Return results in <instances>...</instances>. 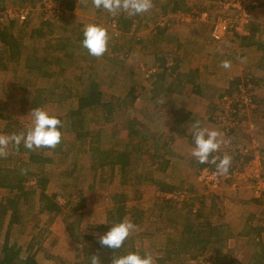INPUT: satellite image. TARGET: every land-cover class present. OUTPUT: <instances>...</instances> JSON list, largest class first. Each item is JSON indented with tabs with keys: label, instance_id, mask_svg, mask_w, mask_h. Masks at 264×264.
Returning a JSON list of instances; mask_svg holds the SVG:
<instances>
[{
	"label": "rangeland",
	"instance_id": "obj_1",
	"mask_svg": "<svg viewBox=\"0 0 264 264\" xmlns=\"http://www.w3.org/2000/svg\"><path fill=\"white\" fill-rule=\"evenodd\" d=\"M51 1L56 6H44L41 0H7L6 4L11 2L12 5H8L7 8L16 9L18 13L27 12L24 20L31 16L30 25L32 26H37L43 20H51V25L45 29L50 32L48 33L50 37L48 35L47 37L52 38V40L59 36L66 37L72 28L77 32L89 23L101 22L104 27H107L105 20L109 17L133 16L123 11L112 16L102 8H95L92 0H86L84 4L79 2L73 16H71L63 8L64 6L60 5V0ZM152 2L151 10L143 13V18L138 20L139 22H135L137 26L135 23L133 24L132 29L135 28V31H122V34L114 39L108 32L110 36L108 51L99 58L89 55L84 47L69 48V56L63 55V52H53L46 47L45 38L47 37L44 39H26L24 41L25 46L35 48L37 56L41 57L45 53L47 55L51 53L49 60L52 63L44 68L54 72V74L47 78L41 77L37 73H33L31 76L24 74L17 65L7 62L3 68L0 64V110L15 118L16 126H21L22 131H25L27 126L31 124L32 108L41 107L47 111L58 113L65 119L68 111L76 106L77 96L75 92L84 94L93 76L103 92L104 100L112 101L116 110L108 121L91 113L88 116V118H92L89 127L92 132L98 131L100 133V145L102 147H121L123 144H127L125 138L119 137L126 135V113L133 109V114V111L135 112V109L139 107L134 103L131 104L132 102L141 103L140 96L132 100L128 93L130 86L134 84L138 86L136 88L140 87L142 94L143 88L146 85H151L141 66L153 67L156 62L161 64L164 58L169 60L174 58L176 54L185 52L193 60L190 62L197 65L201 63L199 65L201 71L209 73L207 76L209 83H204L202 88L207 94L205 99H202L205 103L202 111L206 112L207 121L200 126L216 129L222 133L221 138L223 140L230 138L231 141L233 134L228 136L222 126L210 119V114L213 111L211 109L216 107L219 100L218 93L227 90L236 78L239 81L243 78H249L253 84L252 94H255V91L260 94L264 92V71H261L264 70V67L259 64L256 55L258 49L261 50L260 45H262V42L259 43L258 40H264V0H259V6L251 10V14H253L251 16L252 23L255 25L257 23L260 26L259 30L262 31L260 35H254L253 40L244 41L243 38H240V34L234 35L227 32L220 41L211 40L212 42H209L207 39L209 25H197L195 26L197 29L192 31L187 28V23L177 22L172 30H164L170 32L169 34L172 33L173 37L180 34L178 37L181 36L183 41L185 40L183 46H187V50H184V47L183 51H180L176 48L177 44L172 36H164V38L158 37L159 43L151 44L157 51L156 53L150 47L151 45L148 48H143V43L144 40L150 38L149 36H152L149 34L150 30L157 29L155 23L162 17L163 8L167 6L168 0H152ZM188 2L191 5L203 4V0H188ZM205 2V4H209L208 1ZM57 7L61 9L60 14H54ZM168 12L172 13L173 10H168ZM171 13L167 15H171ZM254 15L260 16L258 22H256ZM14 20L17 22L24 21H20L18 18ZM203 23H211L212 27L213 17ZM247 32L249 33V31ZM193 34L198 35L197 39ZM115 47L121 50L114 51ZM54 56L60 57L59 62L57 59L54 60ZM241 58H243V62H241ZM224 60L231 62V68L221 67V62ZM180 67L184 68L182 65ZM154 79L155 77H152L149 80ZM70 92L72 93L68 96ZM33 95L35 98H38L36 95H39L40 98H48L50 104L47 105V101L43 102L41 99L32 100L31 96ZM59 98L63 100L60 101ZM36 101L39 103L38 106L34 105ZM255 106V103L248 105L239 112V122L237 126H234L233 131L236 136L230 144L231 147L224 148L221 144L223 151L227 154L231 148L236 153H240L236 155L239 156L238 158L234 157V154L230 155V167L233 169L236 166L240 167L247 156L258 155L260 158L262 157L263 162L264 109L260 105L257 109L252 110ZM152 110L162 111V113L160 117L157 114L153 115L154 118L150 120V132L153 129L162 130L163 127L168 130V127L172 125V123L169 124V121L172 122L171 119H173L172 115L174 114L167 112L164 107L152 106ZM5 124L6 120L0 117V134H7L4 132ZM118 129L120 130L119 133H117ZM63 137V150L58 151V153L51 151L46 153L52 156V163L45 165L27 164L25 167L34 172L35 177L28 181L33 186L36 184V176L41 172L45 173L49 178L46 191L57 193L58 201L64 209L58 214L40 212L38 209L40 188L36 187L37 194L34 207L26 214L21 226L15 225L13 227V231L17 227H20L22 231L19 237L21 255L24 256L28 250V244L33 241L35 245L32 251L36 252L39 260L46 264L80 263L81 258L77 255H81L82 243L70 235L68 224L74 225L81 240L87 235H94L95 237L101 235L103 231H98L95 226H101L106 223L101 221L108 220L109 210L112 208L109 193L116 190L117 183L122 179L118 167L113 171L110 167L98 170L89 168V138L78 141L66 130ZM159 142L158 139L155 141L153 138L149 142L152 145L145 147L144 156H142L144 160L140 164L131 166L125 186L128 207L130 209L137 207L133 211L130 210L126 216L136 225V231L129 237H132L137 250H142L144 253H150L153 256L155 264H160V259L166 255L168 239L178 238L184 219L177 217L175 210L168 207L167 202H164V200H168L167 198L160 197L161 194L157 185L143 182L146 186L139 188L133 182L135 174L142 173L143 170H145L143 173L147 175L153 171L152 173L160 174L163 178L171 175L172 172L175 173L177 171L176 166H181L178 164L180 159L177 156L179 155L170 154V151L176 149L175 146L162 148L157 145ZM190 143L193 145V139ZM22 147L23 151H26L24 146ZM12 148V145H9L8 153L10 155L0 158V167L3 163L12 166L18 161L20 163L16 165L22 167V158L26 157V154L22 151L23 157L19 155V159H16V155L11 156ZM167 166L168 171L165 172L164 169ZM252 169L255 170V168ZM197 170V166L192 164L186 168L187 173L192 172L195 177V185L194 183L190 185L192 184L190 181L186 182V185H190L192 188V193L189 192L193 197L189 198L195 199L192 201L194 208H198V201L204 203L205 207L202 208L204 218H208L212 224L219 226L221 236L224 235V239L220 243L213 242L214 244H210L204 250L194 248L188 253L172 256L164 261V264H227L231 262V259L239 263H246L255 251L260 250L259 235L264 240V196L254 192L257 183L264 182V164L261 163V168L257 172L258 175L255 174L252 178H248L249 168L246 169V172L243 171V168L239 174L223 178L218 188L210 190L202 188L197 183ZM93 182L94 189L90 186ZM6 196L7 191L0 187V206L7 203ZM255 198L261 199L256 201ZM69 199L72 201L71 205L68 204ZM80 201H85V208L73 211V207ZM186 201L188 198L180 202ZM177 202L179 201L177 200ZM180 206V204L177 205L178 208ZM161 210L166 212L162 216ZM184 211L185 209H182V212ZM132 212L134 213L132 214ZM8 219L9 213L5 223ZM170 247L173 249L174 245L171 244Z\"/></svg>",
	"mask_w": 264,
	"mask_h": 264
},
{
	"label": "trees",
	"instance_id": "obj_2",
	"mask_svg": "<svg viewBox=\"0 0 264 264\" xmlns=\"http://www.w3.org/2000/svg\"><path fill=\"white\" fill-rule=\"evenodd\" d=\"M6 1L7 0H0V11H3L5 8L8 7V5H12L11 2L10 4H6ZM79 2L84 4L85 0H60V5L64 6L63 8L66 9L67 13L73 16V12L77 8V4ZM166 5L171 10H177L180 9L182 6H185L183 0H168ZM163 10V14H165L167 8L165 7L163 8ZM30 17L31 16L27 17V19L23 22L10 20L5 23L2 27H0V64L1 67L5 68L6 63L9 62L12 65H17L19 70H22L24 74L32 76L33 73H37L41 77L47 78L54 74V72L45 69L46 66L48 67V65L50 66V64L52 63V61L49 60V56L51 59V53L48 55L45 53L43 56L39 57L37 56V51L35 50V48H31L28 46L26 47L24 41L26 39H44L45 37H47V35L49 36L48 33L50 32L46 31L45 28L51 25V20H43L39 22L37 26H32L30 25ZM142 18L143 14L121 18L109 17L105 20V23L107 24V27L105 28L111 34V37L114 39L116 37H119L122 34V31H135V28L132 29L133 24L136 21L139 22ZM113 21H115L116 27L120 32L118 36L114 35L112 29H110L111 22ZM252 22L253 21H250L249 24L246 26L249 29V33L245 35H239L240 38H243L244 41L253 40L255 32L259 30L257 25L253 24ZM94 23L104 27L101 22ZM83 29L84 28H81L79 31L75 32L76 30L72 28L69 30V33L66 37L59 36L55 40H52V38H49V36L45 38L47 43L46 47L51 49L53 52H63V55L69 56V48H83L81 44V41L83 39ZM158 29L159 28H157L156 31L157 34L151 36L149 39L144 40L143 48H148V46H150L151 44H157L160 42L158 37L164 36V32L163 30H161L162 28H160L159 30ZM52 41L54 42L52 43ZM150 47H152V45ZM260 47L264 48V44L260 45ZM152 48L154 50V47ZM116 50L121 49L115 47L114 51ZM156 52L157 51L154 50V53ZM176 58V56L174 58H171L174 61H172L174 63V66L171 70L177 68L175 61ZM55 59H57L59 62L60 57L54 56V60ZM167 60H165L164 58L162 63H165ZM166 72L167 71L163 73ZM152 77H155V75L153 74L151 78ZM190 78V80H192L194 78V75ZM238 83L239 80L238 78H236L234 81L231 82V85L227 90L228 92L226 93L233 94ZM136 87L138 86L132 87L130 89L132 100L137 99L141 94L140 87ZM71 93L72 92L68 93V96L69 94L71 95ZM75 94L77 96L76 106L75 108H71L68 111L65 119L63 116L51 114L57 116L62 121L63 126L60 128L62 132L60 144H58L55 149H25L29 154V163L39 165L50 164L52 163L53 158L52 156L46 153L48 151L58 153V151L64 149L63 135L66 130L70 132L78 141H84L87 138L90 139L88 150V156L90 158V169L98 170L110 167V169L113 171L116 167L119 168L122 179L117 183L118 187L116 188V190L114 192L109 193V199L111 201L112 208L109 210L108 220L105 224H102L101 226H95L98 231H103L101 234L103 235L111 228L112 224L121 222L126 218L130 210L133 211L137 208L132 207L130 209L127 205V192L125 186L127 183L126 181L128 180L126 177L127 175H129L130 172L129 169L132 168L130 165V155L125 149L120 150L117 148L102 147L100 145V133L98 131L92 132V129H90L89 127V123L92 118H88V116L91 113L95 116L98 115L99 118H103L108 121L109 117H111L113 112L116 110L115 104L112 101L104 100L103 92L100 90L98 82H96L94 77L92 76V80L89 82L86 92L84 94H78V91L75 92ZM223 95L224 94H222L220 97H222ZM42 99L44 101V98ZM215 110L216 109L214 108L210 114V119L212 120V122H214L212 116ZM0 117L6 120L4 130L5 133L12 134L19 133L22 131L21 126H16L17 121L12 116L0 110ZM66 125L67 127H65ZM141 126H144V124H141ZM230 134H234V132H228V136ZM142 140L145 141L146 136H143ZM22 146L23 143H21L18 148L14 146L12 147L14 150L23 151ZM138 152H141V154L143 153L141 143L138 146ZM156 154L158 153L156 152ZM238 154L240 153H237V155ZM250 159L251 156L245 157L244 163H246ZM262 163L264 164V158ZM26 165L27 163L23 162V164H21L22 167L15 166L11 169L0 167V187L5 188V190L7 191V196L5 198L7 203L3 206H0V264H46L39 260L36 252L32 251L35 245L33 241L28 244V250L24 254V256H22V249L19 245V237L22 233L21 228L17 227L13 231V227L15 225L21 226L23 224L24 217L34 207L37 188H40V192L38 193V209L40 212L58 214L64 209L58 201V194L55 192L48 193L46 191V185L49 181V178L45 175L44 172H41V174H38L36 176L35 186L28 183L29 179L31 180V178L35 177V175L33 174L34 172L25 167ZM205 165L206 163H201L199 169H201ZM145 181H149V178L147 176H144L143 173L135 174L133 180L134 183L141 184ZM157 183L159 185L158 190L162 192H172L175 190L183 189L189 190L185 186H171L166 184L164 181H157ZM90 186L92 189H94V182ZM262 195L264 196V193ZM260 199L261 198H255L256 201H259ZM164 202H167L169 208H173L175 210V215H177V217H183L184 219L182 220V228L179 231L178 238L168 239L166 255L164 256V258L160 259V264H164V261L170 259L172 256H179L183 253H188L194 248L199 250L207 249V247L213 242L220 243L224 239V235L221 236L222 233L219 230V226H215V224H212V222L208 218H204L202 208H204L205 206L203 202L199 201V206L198 208L196 207L195 210L193 208L194 203L190 201L188 203H184L168 199L164 200ZM71 203L72 201L69 199L68 204L71 205ZM178 204L181 205L179 208L177 207ZM84 208L85 201H80L75 205V207H73V211L77 209L81 210ZM182 209H185V211L182 212ZM8 213L9 219L7 223H5V219ZM133 213L134 212H132V214ZM165 213V210H161V216ZM68 231L74 239H76L79 243H82L81 255H77L81 258L79 264H91L92 255H97L101 261V264H111L112 257L127 254L130 251L139 252L141 256L145 254L142 250H137L135 248L132 237H128V239L124 242L123 247L114 250L108 247H102L100 245V243L98 242L100 235L96 237L94 235H87L84 237L83 240H81L80 235L76 233L75 227L72 224H68ZM259 238L260 239L258 243L259 246H261L260 250L255 251L246 263H239L236 262L234 259H231V262L227 264H264V240L263 237H261L260 235ZM171 244L174 245L173 249L170 247Z\"/></svg>",
	"mask_w": 264,
	"mask_h": 264
},
{
	"label": "crops",
	"instance_id": "obj_3",
	"mask_svg": "<svg viewBox=\"0 0 264 264\" xmlns=\"http://www.w3.org/2000/svg\"><path fill=\"white\" fill-rule=\"evenodd\" d=\"M184 1V5L181 8L183 9H177V10H182V11H186V10H190L191 8H199V9H204V10H212L214 8V6L212 5L211 1L212 0H203V4H190L188 2V0H183ZM208 1L209 4H205ZM167 8V11L165 13H168V10H171L169 7L165 6ZM254 13V12H253ZM256 14V13H255ZM253 15V14H252ZM255 16V15H254ZM258 16V15H257ZM255 16L256 17V22H258V18L260 16ZM260 19V18H259ZM187 28H190L192 31H194L195 29H197L195 26L197 25H209V29H208V33H207V39L210 42L211 39V23H203V22H199V21H191L189 23L186 24ZM257 27L259 28L260 26H258V24L256 23ZM160 29V28H159ZM158 29V30H159ZM164 32V36L165 37H170L172 36V39L175 40L177 46V49H180V51H183V48L185 46H183V38L180 36L178 37L180 34L175 35V37H173L174 35L170 32H167L164 29H161ZM249 30V29H248ZM156 30H150L149 34H151L152 36L157 34ZM260 30L255 32V35H260ZM168 33V34H167ZM181 33V32H180ZM232 34H236L234 32H232ZM195 35V34H193ZM262 35V33H261ZM164 36H162L161 38H164ZM151 37V36H149ZM195 39H197L198 35L194 36ZM193 37V38H194ZM231 38V36H229ZM236 37V36H234ZM257 37V36H256ZM260 39V38H258ZM213 41V40H212ZM211 41V42H212ZM259 43L262 42V44H264V40H258ZM187 50V46L184 48V50ZM258 59H259V64L262 65V67H264V48L261 47V50L258 49L257 53H256ZM177 58L175 59L176 61V67L174 70H171L172 67L174 66L173 64V59H171L172 65L168 66L166 61L165 63H159L156 62L155 65L160 66V70L157 73H154L155 75V79L154 80H148L150 81L151 85H146L143 88V93L140 95L141 97V103L139 104L138 102L136 103L135 101L132 102L131 104L134 103V105H138L139 107L137 109H135V112L133 111L132 114V110L131 111H127L126 113V135L125 136H118L121 138H125V141H127V144H123L121 147H113V148H117V149H125L128 151L129 155H130V165L134 166L136 164H140V162L142 160H144V158H142V156H144V151H145V147L152 145V143L150 144L149 142L154 138L155 141L158 139L159 144L157 143V145L162 148L169 146L172 147V145L175 146V150H172V152L170 151V154H176L179 155L177 157H179L178 159H180L179 163L181 166L177 167V171L174 173L172 172L171 175L168 176H164L162 178V176H160V174H155L150 172L148 175L146 173H143L145 170H143V175L147 176L149 178V181H145L144 183L146 184H153V185H158L157 181H164L166 184L171 185V186H185L187 187L189 190L188 191H192V188L190 185H195V177L192 175V172H188L186 171V168L189 167V165H193V166H197V169L199 170V166L201 163H199L197 161V159L195 157H193L191 155V149L193 147V145L190 143L192 142V135L189 132V130L191 129L192 125L194 122L199 121L200 124L204 123L205 121H207V117H206V112L202 111V108H204L205 103L203 102V98L205 99V96L207 95L206 93H204L203 88V84L204 83H209L208 80V72H204L201 71V68L199 67V65L201 63H199V65L195 64L194 62H190L193 61L191 59V57L189 56L188 53L185 52H181L175 55ZM188 58V60H187ZM189 61L191 64L189 65ZM165 64V65H164ZM195 64V65H194ZM180 65H182L184 68L180 67ZM166 69V70H165ZM171 70V71H170ZM261 70V69H259ZM167 71L166 73H163ZM264 71V70H261ZM163 73V74H162ZM194 75V78L192 80H190L191 76ZM33 76V75H32ZM149 86V87H148ZM202 86V87H201ZM132 87H135L134 84H132L130 86V89ZM130 89H129V95L132 98V95L130 93ZM228 90V89H227ZM227 90H223L220 93H218V96L220 98V96L222 94H225L226 92H228ZM38 98H35V96H31V99L36 100V99H41V101H43L42 98H40L39 95H36ZM253 97L255 99V101H257L255 108H253L252 110L257 109V107H259L261 105V107L264 109V92L262 94L258 93L255 91V94H253ZM258 99V100H256ZM48 98H44V101H47L46 104H50V102L48 101ZM59 100H63L62 98H59ZM43 101V102H44ZM219 101V100H218ZM259 101V102H258ZM218 103V102H217ZM216 103V106H217ZM38 102L36 101L34 105L38 106ZM52 104V103H51ZM46 105V106H47ZM152 106H156V107H164L167 112H171L174 115L173 119H171L172 122L169 121V124L172 123V125L170 127H168V130H166L164 127L162 128V130L159 129H153L151 132V127H150V120H152L153 115L157 114V116L160 117V114L162 113V111H155L152 110ZM210 106V105H209ZM150 109V110H149ZM210 109V108H209ZM214 108H212L211 110H213ZM216 109V107H215ZM206 110V108H205ZM210 110V111H211ZM3 112V111H2ZM49 114H55V115H59L58 113L55 112H50L48 111ZM5 113V112H4ZM210 114V113H209ZM114 115V112H113ZM245 115V114H244ZM264 115V112H263ZM112 117V115H111ZM141 124H144V126H141ZM120 130H117V133H119ZM235 134V133H234ZM231 137V142L234 141V137L236 135H234ZM146 136V140H142V137ZM188 140H190L188 142ZM237 142V140H235ZM142 144V148H143V153L141 154V152H138V146L139 144ZM177 146V147H176ZM25 148V147H24ZM170 149V148H169ZM174 149V148H173ZM232 149V148H231ZM229 151L228 155L234 154V157H236L237 153L234 150ZM175 151V152H173ZM22 150L17 151L14 150L13 148L11 149V156H15L16 159H19V155H21L23 157V152L26 154V157L24 156L22 158V161L24 163L33 165L34 163H29L28 161V153L27 151H23ZM8 155H10L8 153ZM223 155H221L222 157ZM14 158V159H15ZM236 159V158H235ZM16 161V160H15ZM22 162V164H23ZM20 161L16 162V164H19ZM9 166L5 163L1 164V168H8L11 169L13 167H15V165ZM18 167V165H16ZM166 168V167H164ZM165 172L168 171V166L166 169H164ZM197 170V172H198ZM163 174V173H161ZM190 181L192 184L190 185H186V182ZM144 183L141 184H137L135 186L139 187L140 186H146V184L144 185ZM5 189V188H2ZM192 193V192H191ZM190 193V194H191ZM190 197H193L192 195ZM197 198V196H196ZM191 199V198H188ZM193 199V198H192ZM188 200L184 203H188L189 201H195V199L193 200ZM198 199V198H197ZM194 203V202H192ZM198 206H199V201H198ZM194 208V205H193Z\"/></svg>",
	"mask_w": 264,
	"mask_h": 264
},
{
	"label": "clouds",
	"instance_id": "obj_4",
	"mask_svg": "<svg viewBox=\"0 0 264 264\" xmlns=\"http://www.w3.org/2000/svg\"><path fill=\"white\" fill-rule=\"evenodd\" d=\"M92 4L97 9L106 10L112 16H116L122 11L129 15L143 14L153 7L152 0H92ZM109 40L110 36L105 27L95 23L85 25L81 44L87 49L89 55L97 58L102 57L108 51ZM241 62H243V58H241ZM221 67L229 69L231 62L224 60L221 62ZM31 117V124L27 126L25 131L0 134V158L8 155L9 145L18 148L23 143L26 149L34 150L40 148L55 149L60 144L62 137L60 128L63 125L57 116L49 114L44 108L36 107L31 109ZM189 132L192 135L194 145L191 149V155L199 163L215 164L218 175H227L231 156L227 153L222 157L212 155V153L220 150L221 144L228 143L221 138L222 133L216 129L201 127L199 121L193 123ZM134 231H136V225L126 218L121 222L112 224L105 234L99 236L98 242L102 247L120 249ZM91 264H101L97 255L91 256ZM111 264H155V260L150 253L141 256L139 252L130 251L127 254L112 257Z\"/></svg>",
	"mask_w": 264,
	"mask_h": 264
},
{
	"label": "built area",
	"instance_id": "obj_5",
	"mask_svg": "<svg viewBox=\"0 0 264 264\" xmlns=\"http://www.w3.org/2000/svg\"><path fill=\"white\" fill-rule=\"evenodd\" d=\"M44 6H56L51 0H41ZM212 5L214 8L212 11L191 8L188 11L173 10L171 15L168 13L162 14L160 19L156 21L155 27L162 28L166 30H172L175 23H188L191 21L207 22L210 17H213V24L211 27V39L213 41H220L223 35L227 32H234L240 35L248 34L247 25L251 21V10L259 6V0H212ZM54 14H60L61 9L55 8ZM27 12H17L16 9L7 8L0 12V27L8 20H14L18 18L23 21L26 18ZM176 17V18H175ZM110 28L114 32V35H119V30L116 27L115 21L111 22ZM123 58V57H122ZM167 65L171 66V59L167 60ZM144 71V75L147 79L151 78L154 73H157L161 68L158 65L153 67L141 66ZM244 79V80H243ZM236 86L233 94L225 93L219 98L216 106V110L212 116L215 123L222 126L225 129V133L234 131V126H237L239 122L238 115L242 108L256 104L253 97L252 90L253 84L249 78H243ZM225 141L228 143H223L224 148L231 147L230 138H226ZM225 152L223 148L220 147L218 152L212 153L213 156L221 157ZM254 163V164H253ZM256 163V164H255ZM262 157L258 155L251 157L246 163H242L241 166H236V168L230 167L228 169L227 175H218L216 170V165L212 163H206L204 167L197 172V183L204 189L210 190L218 188L221 185L223 178L228 176H236V174L244 168L246 172L249 168V177H253L255 174L258 175V170L261 168ZM252 168H255L253 170ZM251 173V174H250ZM254 192L256 194L264 193V182H259L255 186ZM161 198L172 199L174 201H182L191 196L188 190H175L172 192H162L160 191ZM187 197V198H186ZM196 208H194L195 210ZM237 264V263H236Z\"/></svg>",
	"mask_w": 264,
	"mask_h": 264
}]
</instances>
